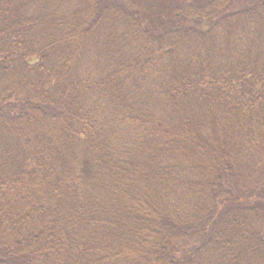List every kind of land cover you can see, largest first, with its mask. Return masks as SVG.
Here are the masks:
<instances>
[{"label":"trees","instance_id":"1","mask_svg":"<svg viewBox=\"0 0 264 264\" xmlns=\"http://www.w3.org/2000/svg\"><path fill=\"white\" fill-rule=\"evenodd\" d=\"M262 161L264 0H0V264H264Z\"/></svg>","mask_w":264,"mask_h":264},{"label":"rangeland","instance_id":"2","mask_svg":"<svg viewBox=\"0 0 264 264\" xmlns=\"http://www.w3.org/2000/svg\"><path fill=\"white\" fill-rule=\"evenodd\" d=\"M247 167V166H246ZM248 168V167H247ZM261 168V169H260ZM260 169V171L259 172H264V163H263V161H262V164L261 163H259L257 166H255V165H250L249 166V168H248V170H252V171H255V170H259ZM248 176L250 177L251 175L248 173ZM246 179H248L246 176H244ZM240 188H245V187H243V186H241Z\"/></svg>","mask_w":264,"mask_h":264}]
</instances>
